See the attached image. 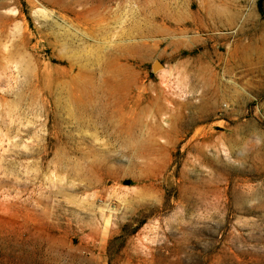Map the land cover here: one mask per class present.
Masks as SVG:
<instances>
[{
	"label": "rangeland",
	"instance_id": "1",
	"mask_svg": "<svg viewBox=\"0 0 264 264\" xmlns=\"http://www.w3.org/2000/svg\"><path fill=\"white\" fill-rule=\"evenodd\" d=\"M255 2L0 0V264H264Z\"/></svg>",
	"mask_w": 264,
	"mask_h": 264
},
{
	"label": "trees",
	"instance_id": "2",
	"mask_svg": "<svg viewBox=\"0 0 264 264\" xmlns=\"http://www.w3.org/2000/svg\"><path fill=\"white\" fill-rule=\"evenodd\" d=\"M260 1L261 0H256L255 2V6H256V11L259 14L260 17H264L261 6H260ZM140 226V222H138L132 229L130 232H128V234H131L137 227ZM121 230L123 229L122 227L120 228Z\"/></svg>",
	"mask_w": 264,
	"mask_h": 264
},
{
	"label": "water",
	"instance_id": "3",
	"mask_svg": "<svg viewBox=\"0 0 264 264\" xmlns=\"http://www.w3.org/2000/svg\"><path fill=\"white\" fill-rule=\"evenodd\" d=\"M159 67H160V64L157 61H153L150 69L151 71H154L156 68H159Z\"/></svg>",
	"mask_w": 264,
	"mask_h": 264
}]
</instances>
